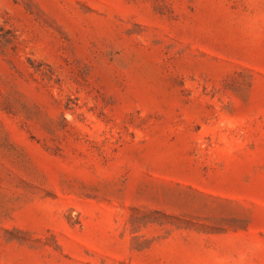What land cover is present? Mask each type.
<instances>
[{
	"label": "rangeland",
	"instance_id": "rangeland-1",
	"mask_svg": "<svg viewBox=\"0 0 264 264\" xmlns=\"http://www.w3.org/2000/svg\"><path fill=\"white\" fill-rule=\"evenodd\" d=\"M0 264H264V0H0Z\"/></svg>",
	"mask_w": 264,
	"mask_h": 264
}]
</instances>
